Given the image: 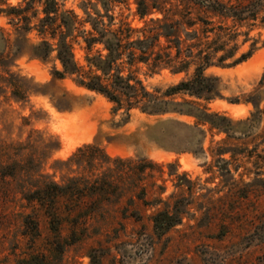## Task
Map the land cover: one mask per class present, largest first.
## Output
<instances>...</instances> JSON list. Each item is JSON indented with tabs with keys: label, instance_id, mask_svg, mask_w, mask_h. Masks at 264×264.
I'll return each mask as SVG.
<instances>
[{
	"label": "rangeland",
	"instance_id": "374dc122",
	"mask_svg": "<svg viewBox=\"0 0 264 264\" xmlns=\"http://www.w3.org/2000/svg\"><path fill=\"white\" fill-rule=\"evenodd\" d=\"M58 1L61 12L72 11L82 20L85 9L93 16L95 10L104 12L101 0ZM170 2L179 10L190 8ZM0 4L7 9L23 0ZM36 10L41 13L38 5ZM110 10L134 28L163 18L153 11L142 19L136 0H115ZM11 19L0 14V61L17 38ZM250 37L257 44L249 60L206 72L220 78L223 99L167 98L233 120L222 123L226 133L178 112L134 109L127 116L125 110L116 111L102 95L80 87L75 77H56L62 67L55 54L47 61L34 58L29 49L40 39L31 33L11 67L27 80L28 99L16 101L8 94L0 103V150L8 144L16 147L8 155L0 151V164H21L15 177L9 176L14 169L0 171V264L41 254L53 264H264V120H253L255 110L245 102L253 92H264V27L254 28ZM251 44L242 46L237 56ZM74 51L84 64L82 45L76 44ZM193 72L194 66L181 74L163 69L145 83L150 92L162 95ZM237 99L240 103H231ZM88 145L92 147L78 152ZM101 176L108 184L96 196L88 188ZM72 180H79L82 189L88 182V195L80 201L52 200L49 194L44 205L26 199L38 188L66 186ZM55 210L63 221L52 220ZM176 212V226L163 234L155 231L157 215ZM59 242L62 252L56 250Z\"/></svg>",
	"mask_w": 264,
	"mask_h": 264
},
{
	"label": "trees",
	"instance_id": "16d2710c",
	"mask_svg": "<svg viewBox=\"0 0 264 264\" xmlns=\"http://www.w3.org/2000/svg\"><path fill=\"white\" fill-rule=\"evenodd\" d=\"M113 1L115 2L101 0L104 12L95 10L94 16L85 9L84 20L72 11L61 12L58 0H23V4L19 6L0 8V14L12 18L17 35L12 49L0 61V68L3 70L0 75V103L8 94L16 101L28 99L31 88L28 87L27 80L12 72L11 67L15 58L30 43L28 36L36 32L40 41L29 49L34 58L47 61L55 54V60L62 67V70L55 71L56 77H75L74 81L80 87L102 95L115 105L116 111L125 110L127 116L134 109L148 114L178 112L228 133L222 123L231 125L233 120L218 113L208 114L194 103L174 102L167 98L183 95L206 103L223 99L220 78L207 76L206 72L214 67L233 68L252 57L257 40L251 38L250 33L256 27H264V0H177L190 7L185 10L174 8L171 0H136L137 13L142 19L153 11L163 14L162 19L151 20L153 26L146 25L142 28H134L125 20H118L110 10ZM37 5L41 7V13L36 10ZM167 5H170L169 9ZM193 11H197V15ZM200 13L204 16H200ZM40 14L43 16L40 17ZM86 24L89 29L85 28ZM243 27L248 30L242 32L240 29ZM240 37H243L241 42ZM162 39L165 44L161 43ZM250 41L251 49L238 57L242 46ZM76 44H81L85 51L84 64L75 59ZM192 66L194 72L190 78L169 87L162 95L158 90L150 92L145 83L149 76L163 69L181 74L188 73ZM260 86L264 87V74ZM259 91L261 90L245 99L246 103L253 106L255 111L251 116L257 122L264 120V97L261 95L264 92ZM231 103L238 104L240 100ZM91 147L85 146L78 152ZM15 150L14 145L8 144L0 151L8 155ZM101 152L107 160H111L104 151ZM20 165L18 162L0 164V171L14 169L9 176L15 177ZM106 184L108 182L105 176L97 178L90 188L86 181L83 189L79 180H72L66 186L52 183L49 187L38 188L26 194V199L39 201L44 205L45 196L49 194L52 200L74 197L80 201L88 195L86 188L100 196L104 194ZM78 207L79 204H76L70 208L68 218ZM58 213L55 210V213L50 214L52 220L62 218ZM176 215L177 212L174 215H157L154 218L155 231L163 234L176 226L180 222ZM55 232L60 237V230ZM58 249L64 251L61 242L57 245L56 250ZM17 264L53 263L46 255L41 254L19 258Z\"/></svg>",
	"mask_w": 264,
	"mask_h": 264
}]
</instances>
